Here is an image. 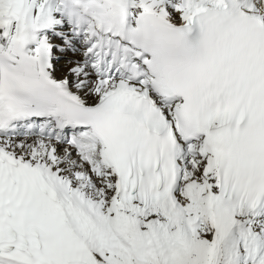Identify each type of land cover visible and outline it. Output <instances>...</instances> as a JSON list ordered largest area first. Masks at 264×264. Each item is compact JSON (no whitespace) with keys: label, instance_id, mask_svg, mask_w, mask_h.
Instances as JSON below:
<instances>
[{"label":"snow or ice","instance_id":"1","mask_svg":"<svg viewBox=\"0 0 264 264\" xmlns=\"http://www.w3.org/2000/svg\"><path fill=\"white\" fill-rule=\"evenodd\" d=\"M0 264H264V0H0Z\"/></svg>","mask_w":264,"mask_h":264}]
</instances>
